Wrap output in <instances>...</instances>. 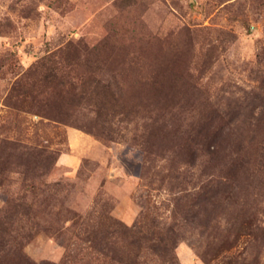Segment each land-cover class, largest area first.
Masks as SVG:
<instances>
[{"label": "rangeland", "instance_id": "rangeland-1", "mask_svg": "<svg viewBox=\"0 0 264 264\" xmlns=\"http://www.w3.org/2000/svg\"><path fill=\"white\" fill-rule=\"evenodd\" d=\"M0 264H264V0H0Z\"/></svg>", "mask_w": 264, "mask_h": 264}]
</instances>
